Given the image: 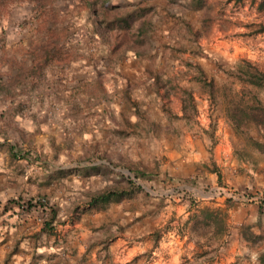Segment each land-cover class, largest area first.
Listing matches in <instances>:
<instances>
[{
  "label": "rangeland",
  "instance_id": "374dc122",
  "mask_svg": "<svg viewBox=\"0 0 264 264\" xmlns=\"http://www.w3.org/2000/svg\"><path fill=\"white\" fill-rule=\"evenodd\" d=\"M46 1L56 14L54 27L61 32L58 46L68 54L61 63L42 66L44 71L36 76L29 74L33 60L27 47L35 39H46L37 34L40 28L32 19L42 4L0 3V64L4 58L14 64L12 78L0 65L7 85L1 89L18 93L14 97L23 93L22 107H27L14 111L0 106V130L17 144L19 138L25 142L23 152L36 154L33 161L40 156L47 174L72 175L42 182L48 189L44 194L58 209L54 228L26 225L4 251L27 253L32 246L37 252V246L46 244L56 260L48 264H226L233 257L240 264H258L257 255L264 248L263 214L246 228L248 234L262 236L242 242L240 252L228 251L226 243L238 224L225 226L226 236L220 240L195 214L206 198L264 200V183H251L253 171L247 172L248 184L236 188L225 178L217 179L216 173L209 179L206 172L216 167L217 159L221 170L226 158L214 156L218 146L227 143L229 153L253 162L249 169L259 164L257 176L264 180V149L253 141L264 142V123L235 128L225 114L224 97L225 92H244L246 99L254 94L264 104V87L244 85L225 71L236 67L242 56L264 61V33L254 32L257 22L264 21V2L261 7L262 0H205L195 8L189 0ZM103 9L108 15L142 14L130 27L104 28L87 18L92 13L98 21ZM145 19L149 23L142 36L139 26ZM200 68L213 79L217 95L212 102L195 77ZM156 74L164 82L160 91L168 89L164 96L155 87ZM184 87L192 91L196 112L189 102L182 110ZM25 118L28 132L16 125ZM201 145L208 165L192 162L190 174L178 172L175 163L187 164ZM93 164L103 175L88 176L84 170ZM129 178L142 188L117 202L86 207L92 192L127 184ZM214 244L216 248L202 254ZM0 264L14 261L0 258Z\"/></svg>",
  "mask_w": 264,
  "mask_h": 264
},
{
  "label": "crops",
  "instance_id": "0c3cea01",
  "mask_svg": "<svg viewBox=\"0 0 264 264\" xmlns=\"http://www.w3.org/2000/svg\"><path fill=\"white\" fill-rule=\"evenodd\" d=\"M5 94L7 93H5L4 89H0V106H2V110L18 111L23 109V107L27 108L26 106L22 107V103L24 101L23 93H21L22 95L20 97L14 98L11 97V95L6 98L4 97ZM39 101H41V99ZM26 119L27 118L23 119L24 121H17L16 125L24 129L26 127ZM226 122H228V120ZM24 130L26 131V129ZM12 143L15 144L14 140H11V138H7L6 133L0 130V148H2V151H0V153H2L0 154V258L2 260L11 257L14 261V264H34L35 261L39 262V259L41 261H44L43 264H48L46 261L54 260V251L52 250L51 246H47L46 244L37 246V248L39 249L37 250V252H34L33 247L29 246L32 249L28 250L27 253H22L19 250H10L9 252H7V250L4 251L3 247L7 242L12 243L15 239V236L20 234L22 228L26 227V225L32 224L30 227L35 225L34 228H36V230H39L40 227L44 229V227L41 226V223L45 218L49 216L50 210H54L56 212V219L54 221L58 220V209L56 208V204L53 203V201L55 200L49 195L44 194V192H47L46 190L48 189L47 187H42V182L45 183L47 178H49L51 181H56L59 180V178L62 179L63 177H69L72 174H66V172L64 171L60 172V176L58 174H47V170L46 168H44V164L42 163V158L40 156H36V160L33 161L32 155L34 156L36 154L23 152L26 151V148L22 146L23 144H25V142H23L20 138L18 139V144L21 148H23V150L19 154L17 153V155H13L10 151V145ZM221 144H223V146L219 145L218 147L222 150H217L214 158H219V160L220 158L226 159L221 160V170L217 168L216 171H212L211 166L210 169L206 170L207 174L209 175V179H212L214 177V174L216 173L215 176L217 179L225 178V180L230 181L232 184H234L235 188L242 187V185L248 184L249 179H246V175L248 170H250L253 171L251 183H255V185H263L264 180L260 182V180L258 179L260 178V176H257L259 164L255 168L249 169L250 164L252 165L253 162L244 161L239 156L229 153L225 148L227 143ZM194 149L197 156L191 155L189 160L187 161V164H185V161L183 163H180L178 161L175 163V169L178 172H184L185 175L190 174L189 172H191V170L187 168L192 162L195 165H200L203 168L204 165H208L206 163L207 151L205 150V148L201 145L195 147ZM216 162L219 163L218 159L216 160ZM216 162H214V164L217 167L218 164ZM195 165L193 167H195ZM89 169H91L92 171H89ZM88 171V176L103 175L100 173L98 165L96 164L91 165L90 168L88 167ZM262 172L263 173L261 174L264 175V171ZM212 182H214V180H212ZM11 184H15V186H12ZM105 187L106 186H104L102 189H99V191L103 190ZM36 188H38L39 190L37 194L44 197V199H42L43 203L41 204L38 201H35V198H33L37 194L34 195L32 192L24 194L23 192L27 190L35 191ZM20 189L22 194L18 193V190ZM16 192L18 194H16ZM94 193L92 192L90 196ZM221 195L223 196V194ZM214 198L216 200V197ZM206 199L207 200L202 201L201 207L205 206L210 209H220L221 212L225 213L223 219H225L226 226H230L232 223L238 224L240 226L246 222H255L257 218V204L256 202L247 201L248 199L246 201H243L244 199H242L241 201L237 199L236 203L232 206H227L224 199L222 200V202H216L211 198V200H208L209 198ZM28 201H30L31 204L28 205ZM185 205L186 202L182 207L184 208ZM187 208L188 207H186V209ZM192 210L193 208L191 209V211ZM187 212H189V208L187 209ZM37 234L38 232L36 231L33 236H37ZM45 236L46 233H44V235L41 234V238H45ZM225 236L226 235L224 234L223 230L215 232L214 234V238L220 240L225 238ZM238 237H240L239 234ZM242 242H245V240H240L238 238L235 240H231L227 244V250H236L237 252H240L244 245ZM38 253H40V257L34 256L38 255Z\"/></svg>",
  "mask_w": 264,
  "mask_h": 264
},
{
  "label": "trees",
  "instance_id": "16d2710c",
  "mask_svg": "<svg viewBox=\"0 0 264 264\" xmlns=\"http://www.w3.org/2000/svg\"><path fill=\"white\" fill-rule=\"evenodd\" d=\"M5 0H0V3L4 2ZM192 7H200L204 4L205 0H189ZM227 2L234 1L239 2L242 0H226ZM42 6H40L37 10V12H34L32 14V19L35 21V26H39L40 31H37V34L45 35L46 39H35L28 48L30 51L29 58L32 61V67H33V73L29 72L30 76H36L35 73H42L44 71L45 67L42 66H48V65H54L56 63H61L62 59H67L66 55L68 54L62 47L58 46L59 40L61 37V32H58L57 29L54 27V23L56 20V14L55 11L46 7V0H40ZM264 0L260 1L261 7L263 6ZM43 11L44 14L41 15V12ZM101 18L97 21L93 18L91 15L92 13L87 15V18L95 24H104V28H112L115 24H117L120 27H130L131 21L135 19L136 17L140 16L142 13L133 14V11L128 12H118L116 14H107V11L103 9ZM149 23V19H145L141 22L139 26V33L142 34V36H145L147 33V25ZM254 32L256 33H264V21H259L256 24V27L254 28ZM43 38V37H42ZM1 67L6 66L8 77L12 78L13 74H10L12 72V68L14 66L13 61L11 58H4L2 60V63L0 64ZM41 65V66H40ZM0 67V89L4 86L5 82L2 79V76L4 75L3 70H1ZM225 71L229 74L237 78L242 84L244 85H250V87H256V88H263L264 87V61H261L257 58H252L249 56H242L240 61L238 62L237 66L234 68H226ZM22 73V71H21ZM155 77V87L157 88V91H159L161 96L165 95V91L168 89H165L164 91H160L162 87H164V82L161 80L159 75H154ZM198 81L202 82V85H204L205 88H207V94L210 102H212V99L216 97V90L214 86V82L212 78H207L206 75L203 73L202 69L200 68L199 73L195 75ZM183 89V96H181V101L183 102L182 110L184 111V108L186 107V102L191 103V107L194 109V112L197 111L194 97L192 94V91L187 89L186 87ZM16 94H5V97L8 98L10 95L11 97H14ZM225 114L229 120V122L235 127L240 128L244 124L254 123V124H261L264 123V104L261 102V100L252 94L251 100H248L245 98L244 92H238V93H232L229 94L228 92H225ZM216 99V98H215ZM169 109V108H166ZM244 123V124H243ZM255 145L260 147L261 149H264V142H261L259 140H253ZM18 144H11L10 145V151L13 155H17L20 152H22L23 148H18ZM212 171H216L217 167H212ZM86 173H89L88 168L85 169ZM136 173L144 175L143 171H137ZM141 185L137 184L136 181L132 178L128 179L127 184L124 185H114V186H106L103 190H100L93 195H91L88 200L86 201V207H98L102 205H106L109 202L112 201H119L123 197H129L131 196L136 190L141 189ZM35 201H38L40 204L43 203L42 199L44 197L42 195L37 194L34 196ZM236 198H234L232 195H228L224 198V201L226 205L232 206L236 203ZM252 202H256L255 200H251ZM35 203V202H34ZM31 204L30 201H28V205ZM257 204V218H260L262 214H264V200H259L256 202ZM199 214V215H198ZM196 217L200 219V221L207 225V228H209L210 231L219 232L223 228H225V219L223 217L225 216V213L221 212L220 209H210L208 207H200L198 208L197 214H195ZM56 219V212L54 210H50L49 216L43 220V227L52 229L53 222ZM248 227V222L243 223L238 227L236 230V233L231 235L227 244L231 240L240 239L248 241L249 239L256 240L257 238H260L262 235L258 233L248 234L246 231V228ZM237 234V235H236ZM238 234L240 237H238ZM215 246H209L208 250H203L202 254L208 253L210 250L216 248L217 244H214ZM201 254V255H202ZM237 255V254H236ZM257 261L258 264H264V248L261 249V251L257 255ZM226 264H240L237 257L231 258Z\"/></svg>",
  "mask_w": 264,
  "mask_h": 264
}]
</instances>
